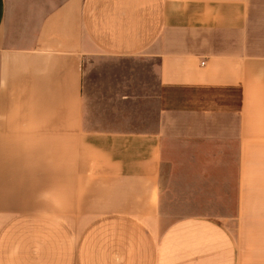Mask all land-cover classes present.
Returning <instances> with one entry per match:
<instances>
[{"label":"crops","instance_id":"crops-1","mask_svg":"<svg viewBox=\"0 0 264 264\" xmlns=\"http://www.w3.org/2000/svg\"><path fill=\"white\" fill-rule=\"evenodd\" d=\"M92 58L133 128L86 127ZM170 140L235 172L230 223L160 228ZM0 264H264V0H0Z\"/></svg>","mask_w":264,"mask_h":264},{"label":"rangeland","instance_id":"rangeland-1","mask_svg":"<svg viewBox=\"0 0 264 264\" xmlns=\"http://www.w3.org/2000/svg\"><path fill=\"white\" fill-rule=\"evenodd\" d=\"M124 60L92 58L85 61V119L89 129H131L134 110H144V99L123 101L121 95H139L129 90L131 71ZM120 122V123H119ZM135 126V125H134ZM170 163L160 177V228L188 216H206L230 223L235 216V187L231 171H193L183 169L190 145L168 141ZM183 171H182V170Z\"/></svg>","mask_w":264,"mask_h":264},{"label":"built area","instance_id":"built-area-1","mask_svg":"<svg viewBox=\"0 0 264 264\" xmlns=\"http://www.w3.org/2000/svg\"><path fill=\"white\" fill-rule=\"evenodd\" d=\"M201 64L203 65L204 63L202 62Z\"/></svg>","mask_w":264,"mask_h":264}]
</instances>
